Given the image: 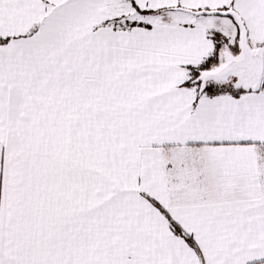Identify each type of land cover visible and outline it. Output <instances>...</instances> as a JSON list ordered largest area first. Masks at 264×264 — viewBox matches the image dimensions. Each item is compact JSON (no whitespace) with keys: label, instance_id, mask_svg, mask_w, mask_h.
<instances>
[{"label":"snow or ice","instance_id":"6c2138e0","mask_svg":"<svg viewBox=\"0 0 264 264\" xmlns=\"http://www.w3.org/2000/svg\"><path fill=\"white\" fill-rule=\"evenodd\" d=\"M0 264H264V0H0Z\"/></svg>","mask_w":264,"mask_h":264}]
</instances>
